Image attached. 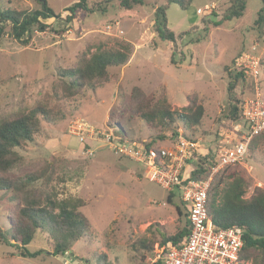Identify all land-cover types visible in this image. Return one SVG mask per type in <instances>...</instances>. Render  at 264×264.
<instances>
[{
  "label": "rangeland",
  "instance_id": "obj_1",
  "mask_svg": "<svg viewBox=\"0 0 264 264\" xmlns=\"http://www.w3.org/2000/svg\"><path fill=\"white\" fill-rule=\"evenodd\" d=\"M47 1L61 16L45 20L50 26L47 32L34 31L30 44L23 46L10 35V27H6V35L0 40V117L45 104L54 111V117L51 123L42 122L39 135L42 142L61 137L75 117H82L92 126L109 124L122 138L170 146L177 139L171 137L172 131L165 130V138H158L134 109H124L130 102L132 87L140 86L148 93L166 95L176 110L188 104L190 94L200 96L205 108L202 125L185 135L199 143L204 155L222 145L230 147L241 139L239 125L243 126V122L234 121L230 114V77L226 69L241 52L264 57V24L256 25L262 0H248L240 18L218 27L212 23L229 14L230 0H194L186 11L169 5V29L177 36L184 34L176 44L158 40L154 27L156 6H167V0H142V5L132 10L122 8L114 0L107 13L79 12L70 23L65 20L68 15L65 8L76 0ZM98 1L102 0H88L89 4ZM212 4L216 8L205 11ZM0 6L15 10L39 8L34 0H0ZM118 40L129 42L133 52L126 65L110 70L111 82L95 91L86 88L80 105L78 101H62L58 71L73 67L77 56L86 51L116 47ZM174 51L176 64L171 61ZM261 79L264 89V77ZM47 131L52 134H45ZM177 131L184 134L181 126ZM92 146L97 155L71 157L63 150H54L59 157L52 183L58 198L71 196L85 202L81 211L91 221L90 233L74 243L71 252L53 256L52 243L39 232L28 246L32 252L46 251L36 259L16 255L13 244L0 238V264H154L161 234L173 235L185 225L186 207L179 190L169 191L151 181L147 169L119 158L102 142H93ZM25 152L26 149L21 150L25 161L32 162L48 158L53 151L44 147L28 155ZM225 171L220 174L236 172L247 179L246 198L256 188L264 189V143L247 155L241 165ZM12 197L11 192H0L2 233L9 229L15 204ZM176 207L181 208V216ZM104 256L106 262L102 263L100 258Z\"/></svg>",
  "mask_w": 264,
  "mask_h": 264
},
{
  "label": "trees",
  "instance_id": "obj_2",
  "mask_svg": "<svg viewBox=\"0 0 264 264\" xmlns=\"http://www.w3.org/2000/svg\"><path fill=\"white\" fill-rule=\"evenodd\" d=\"M39 6L33 10H15L0 6V40L6 35V27H10V35L23 46L30 44L34 31L44 33L50 28L47 19L60 18L47 0H34ZM114 0H102L89 4L88 0H76L65 8L68 12L67 22H72L79 12L105 14ZM122 8L132 10L142 5V0H118ZM194 0H167V6H156L155 31L161 42L176 44L183 35L177 36L168 27L167 8L177 5L186 11ZM229 14L213 26H222L224 22L240 18L246 9L248 0H230ZM256 25L264 24V0ZM132 46L127 41L118 40L116 47H100L94 52H84L77 56L76 64L71 68L60 69L62 80V101L75 102L79 105L85 97L86 88L97 90L109 84L112 80L110 70L127 64L132 54ZM173 52L172 63L176 64ZM248 54L241 52L238 56ZM237 58L230 68L226 69L230 77L228 95L230 114L234 121L241 119V106L244 99L254 95L253 81L236 67ZM260 70L264 77V57L261 55ZM117 78V77H116ZM264 91V90H263ZM188 104L181 110L173 108L166 95L157 96L154 92H146L142 87L131 89L130 102L124 109L132 108L147 127L165 138L164 131H172L171 137H178L177 127L181 126L184 136L196 142L185 133H192L200 128L204 119L205 108L197 93L187 97ZM54 111L45 104H39L32 109L17 112L11 116L0 117V192H11L14 204L13 214L9 217V229L0 238L17 249L16 255L36 259L45 254V250L30 251L28 246L34 241L36 234H45L52 243L53 256H64L71 252L74 243L87 236L91 230V221L81 211L86 204L80 198H58L52 189V183L57 175V156L45 159L25 161L21 153L29 142H34L42 133V122L51 123ZM242 120V119H241ZM176 125V127L174 126ZM175 141V140H174ZM172 141V142H174ZM264 143V133L255 136L249 145L248 155L253 154ZM150 146L155 142H150ZM216 150H210L208 155L197 157L193 162L196 170L193 175L207 176L209 170L205 166L216 163ZM197 156V155H195ZM247 157V156H246ZM121 158V157H119ZM25 162V164H24ZM233 168V167H232ZM226 168L221 171L230 170ZM226 172V171H225ZM218 172L212 179L208 191L207 209L215 228L230 229L237 227L243 233V250L240 264H264V189L256 188L253 195L246 198L248 181L238 173L227 174ZM225 173V174H224ZM41 184V187H37ZM11 197V196H10ZM173 195L168 201L172 203ZM178 214L182 210L176 207ZM186 222L173 235L161 234L156 243V249L162 256L170 245L184 244L190 232L188 210L185 208ZM155 245L153 246V248ZM152 250V248L150 247ZM106 262V257H101ZM154 264H161L158 259Z\"/></svg>",
  "mask_w": 264,
  "mask_h": 264
},
{
  "label": "built area",
  "instance_id": "obj_3",
  "mask_svg": "<svg viewBox=\"0 0 264 264\" xmlns=\"http://www.w3.org/2000/svg\"><path fill=\"white\" fill-rule=\"evenodd\" d=\"M215 8V4L208 5L205 11L212 12ZM260 61L261 57L252 54L237 58L236 67L253 81L255 92L246 97L241 106V139L230 147L222 145L216 149V163L205 166L210 169L207 176L193 175L196 170L193 162L204 154L199 143L192 142L183 133L170 146H150L146 140L119 137L109 124L92 126L82 117H75L67 128L68 134L82 145L81 156H94L93 142L100 141L118 157L132 160L147 169L151 181L169 191L179 190L189 213V237L184 244L170 245L164 255L158 254L157 260L160 259L161 264H240L244 246L242 231L237 227L215 228L208 214L207 201L213 177L223 169L241 165L248 155L252 139L264 133Z\"/></svg>",
  "mask_w": 264,
  "mask_h": 264
},
{
  "label": "crops",
  "instance_id": "obj_4",
  "mask_svg": "<svg viewBox=\"0 0 264 264\" xmlns=\"http://www.w3.org/2000/svg\"><path fill=\"white\" fill-rule=\"evenodd\" d=\"M254 47H255V49H257V46L254 45ZM45 134L51 135L52 133L50 131H47ZM43 135H44V133H43ZM40 137L41 136L38 135L36 137L35 141L31 142V144H33V145H31V146L26 145V147H25L26 152L25 153L27 155L29 153L39 152L41 150V148L48 147V148H51V150L53 151L51 156H56V154L58 153V152L54 153L55 152L54 150H63L64 152H67L68 156L73 157V156H78V154H80V151L83 148L82 145H80L78 143L77 139L70 136L68 134V132L63 133L61 137L55 138V140L52 138H46V141H48V142H46V141L42 142V139ZM73 140H75L76 142H73ZM94 151H95V148H94ZM96 153L97 152H95V155H97ZM57 157H59V156H57ZM68 158H66V159H68ZM155 260H153V263H155Z\"/></svg>",
  "mask_w": 264,
  "mask_h": 264
}]
</instances>
